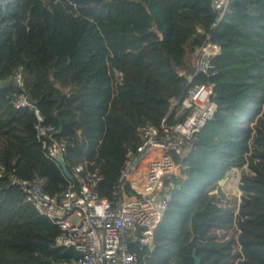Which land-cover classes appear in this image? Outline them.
<instances>
[{
  "label": "trees",
  "instance_id": "trees-1",
  "mask_svg": "<svg viewBox=\"0 0 264 264\" xmlns=\"http://www.w3.org/2000/svg\"><path fill=\"white\" fill-rule=\"evenodd\" d=\"M0 0V164L6 173L44 177L57 193L68 178L45 156L36 111L69 142L68 168L93 161L111 199L137 128L176 115L188 77L214 85L217 109L180 161V175L140 264H264V0ZM222 47L216 73L194 74L188 53L206 36ZM22 73L18 87L12 75ZM120 74V75H119ZM24 94L34 108L16 109ZM100 141V142H99ZM178 161V158L176 159ZM238 173L239 196L217 182ZM217 230H233L226 238ZM59 230L0 181V264H68Z\"/></svg>",
  "mask_w": 264,
  "mask_h": 264
},
{
  "label": "built area",
  "instance_id": "built-area-1",
  "mask_svg": "<svg viewBox=\"0 0 264 264\" xmlns=\"http://www.w3.org/2000/svg\"><path fill=\"white\" fill-rule=\"evenodd\" d=\"M229 3L230 0H209L210 8L217 14L214 26L223 18ZM221 53V45L207 35L201 45L188 53L193 75H215L213 58ZM12 79L18 87L23 85L20 69ZM213 96V84L199 83L189 76L184 96L173 104L176 115L184 114V118L172 123L167 113L157 124L137 128L139 142L125 148L111 199L99 194L103 173L94 160L67 167L64 155L69 142L56 138L57 130L44 124L37 111L34 127L41 148L60 167L56 156L63 159L71 174L67 185L50 193L45 189L44 177L28 179L6 173L1 164L0 181L7 178L37 213L57 226L56 245L71 248L77 254L68 264H140L137 249L153 242L172 197L173 177L180 175V161L192 150L197 133L217 109ZM13 106L34 108L24 94L16 96ZM152 153L155 156L151 157Z\"/></svg>",
  "mask_w": 264,
  "mask_h": 264
},
{
  "label": "rangeland",
  "instance_id": "rangeland-1",
  "mask_svg": "<svg viewBox=\"0 0 264 264\" xmlns=\"http://www.w3.org/2000/svg\"><path fill=\"white\" fill-rule=\"evenodd\" d=\"M155 156V153H152L151 157ZM228 176L223 178L224 182L220 184V181L217 182V185L221 191H223L226 195H235L239 196L240 192L237 189V180L238 173L235 170H231L226 173ZM221 180V181H222ZM233 230H217L218 236L221 238H226L229 236Z\"/></svg>",
  "mask_w": 264,
  "mask_h": 264
},
{
  "label": "water",
  "instance_id": "water-1",
  "mask_svg": "<svg viewBox=\"0 0 264 264\" xmlns=\"http://www.w3.org/2000/svg\"><path fill=\"white\" fill-rule=\"evenodd\" d=\"M56 159H57V161L60 163V165H61V167H62V170H63L65 176H66L67 178H70V177H71V174H70L68 168L66 167V165H65V163H64V161H63V159L60 157V155H57V156H56ZM223 182H224V180L220 181V184H222ZM194 264H200V258L197 257L196 255H194Z\"/></svg>",
  "mask_w": 264,
  "mask_h": 264
}]
</instances>
